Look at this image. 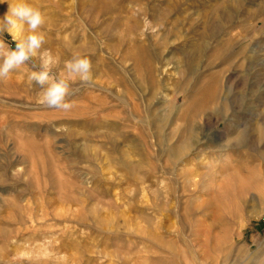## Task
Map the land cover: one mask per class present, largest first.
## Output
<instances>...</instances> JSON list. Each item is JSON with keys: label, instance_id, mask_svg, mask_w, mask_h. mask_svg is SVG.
I'll return each instance as SVG.
<instances>
[{"label": "rangeland", "instance_id": "obj_1", "mask_svg": "<svg viewBox=\"0 0 264 264\" xmlns=\"http://www.w3.org/2000/svg\"><path fill=\"white\" fill-rule=\"evenodd\" d=\"M88 1L28 0L71 110L0 80V264H264V0Z\"/></svg>", "mask_w": 264, "mask_h": 264}, {"label": "clouds", "instance_id": "obj_2", "mask_svg": "<svg viewBox=\"0 0 264 264\" xmlns=\"http://www.w3.org/2000/svg\"><path fill=\"white\" fill-rule=\"evenodd\" d=\"M5 2L0 0V3ZM45 24V14L28 0L8 4V10L0 18V80H7L13 70L38 57L39 71L29 74V80L40 87L38 103L47 108L68 111L74 107V101L68 99L75 91L72 85L91 84L92 63L86 55L74 52L71 59L64 62L63 70L54 72L57 61L48 50L40 51L46 42V34L41 30ZM24 25H27V35L23 34ZM5 32L14 41V48L2 38ZM36 67L33 64V68Z\"/></svg>", "mask_w": 264, "mask_h": 264}, {"label": "bare ground", "instance_id": "obj_3", "mask_svg": "<svg viewBox=\"0 0 264 264\" xmlns=\"http://www.w3.org/2000/svg\"><path fill=\"white\" fill-rule=\"evenodd\" d=\"M105 0H90L86 3V6L90 9H100L102 12L105 9Z\"/></svg>", "mask_w": 264, "mask_h": 264}]
</instances>
